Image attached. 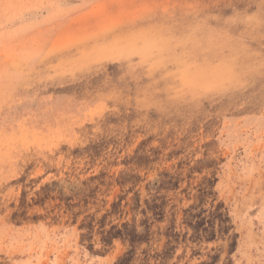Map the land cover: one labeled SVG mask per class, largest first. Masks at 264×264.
Masks as SVG:
<instances>
[{"label": "rangeland", "instance_id": "374dc122", "mask_svg": "<svg viewBox=\"0 0 264 264\" xmlns=\"http://www.w3.org/2000/svg\"><path fill=\"white\" fill-rule=\"evenodd\" d=\"M0 264H264V0H0Z\"/></svg>", "mask_w": 264, "mask_h": 264}]
</instances>
